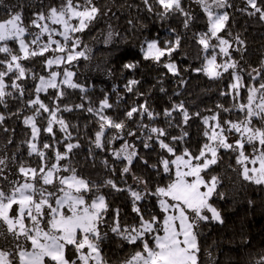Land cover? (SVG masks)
Segmentation results:
<instances>
[{
	"label": "snow or ice",
	"instance_id": "snow-or-ice-1",
	"mask_svg": "<svg viewBox=\"0 0 264 264\" xmlns=\"http://www.w3.org/2000/svg\"><path fill=\"white\" fill-rule=\"evenodd\" d=\"M241 3L139 0L127 5L146 13L167 33L164 38L159 32L143 35L147 23L127 21L142 34V59L162 67L163 76L178 79L169 106L159 111L149 103L151 93L139 90L138 79H128L123 94L114 86L115 102L108 92L93 102L87 95L89 86L79 81V62L90 59L83 34L101 17L118 18L115 0L111 6H101L98 0L35 4L17 0L7 7L0 18V131L11 135L0 148V264H110L103 250L109 233L119 239L118 247L134 248L119 264H202V224L224 223L212 203L214 197L225 195L219 191L221 176L212 171L222 154L234 159L235 167L228 168L242 181L264 187V55L257 66L242 63L247 41L230 27L235 12L264 23V0ZM27 8L35 10L26 20ZM173 19L180 20L182 31L169 23ZM201 19L204 29L193 30ZM108 27L106 44L120 35ZM186 38L197 46L198 67L182 69L174 58L177 54L188 58L182 51ZM139 63L128 62L123 68L135 70ZM189 71L214 81L227 77L219 95L229 98L230 105L217 102L204 115L200 110L190 112L183 99L173 100L181 95L179 88L187 86L183 73ZM157 83L167 94L163 79ZM72 91L81 94L80 103L64 102ZM128 95L134 97L130 104ZM77 110L93 118L87 157L93 168L98 152L104 153L99 160L103 174L98 172L95 178L82 175L73 161L75 150L81 148L79 129L63 113ZM196 118L203 142L193 150L186 129ZM10 119L27 130L19 144L15 129L6 126ZM172 129L179 132L173 134ZM43 134L49 139L42 140ZM11 145H16L15 151H9ZM21 148L35 161L25 159ZM141 148L159 149L157 162L149 165ZM136 161L154 169L161 181L150 186L135 173ZM103 189L127 193L135 223L123 221L121 210L111 207ZM149 198L156 199L159 213L142 207ZM207 255L212 259L210 251ZM250 264H264V249L255 252Z\"/></svg>",
	"mask_w": 264,
	"mask_h": 264
},
{
	"label": "trees",
	"instance_id": "trees-1",
	"mask_svg": "<svg viewBox=\"0 0 264 264\" xmlns=\"http://www.w3.org/2000/svg\"><path fill=\"white\" fill-rule=\"evenodd\" d=\"M24 2L35 4L37 0H24ZM59 0H45V3H58ZM101 6L113 4V0H98ZM17 3V0H3L0 3V18H4L7 14V7ZM237 6H242L241 0H233ZM116 14L118 18L111 16L101 17L91 28L83 34V41L88 45L90 51L88 55L90 59L81 60L77 71L79 73V81L89 86L87 95L93 102L101 99L105 92L111 93L113 102L116 100V93L112 92L113 87H117L118 91L123 94V85L128 79H138L141 81L139 90L145 93L150 92L149 103L157 110L168 107L170 104L169 97L178 89V79L171 75L163 76L165 70L153 64L150 61L142 59L140 52V43L142 34L128 25V19H142L149 27L144 30L143 35L154 36L157 32L161 38L167 36V33L160 23L154 19H149L143 11H137L135 7L128 8V4H139V0H115ZM196 6L193 5V8ZM34 8L25 10L26 20L30 18ZM198 11V9H197ZM174 27L182 31L179 19L169 21ZM109 25L112 30L119 32V36L113 37L109 43L104 42V38L109 31ZM232 32H239L247 41L248 51L245 54L242 63L257 66L264 55V23H260L255 18H249L239 12L234 13L233 21L230 24ZM204 23L201 19L196 22L193 30H203ZM190 35V34H189ZM196 45L188 38L184 41L183 52L188 53V58L184 59L183 55L177 54L174 58L183 69L188 65L198 67L200 61L194 59ZM235 58L239 59V53H233ZM139 61V67L135 70H126L123 65L128 62ZM40 67L39 62L35 65ZM185 79L188 80L187 86L179 88L181 95L172 97L173 100H185L186 106L190 112L197 110L202 111L204 115H208V108H215L217 102L224 103L229 106L231 101L227 97H221L219 92L228 83L227 77L224 80L214 81L206 76L194 74L191 71L183 73ZM163 79V86L167 89V94L159 91L160 85L157 83L159 79ZM80 93L78 91L70 92L64 101L65 103H80ZM46 99V98H45ZM134 97L128 95L127 103H131ZM47 102V99H46ZM124 102H121V109ZM0 111H3L0 108ZM113 114V113H109ZM67 121L72 125L78 126L81 148L75 150L76 155L73 158L75 166L82 175H92L95 178L96 173L103 174L99 166V160L104 153L97 154L96 168H93L92 162L88 159V136L94 130V124L91 123L90 114L82 111H73L63 113ZM227 118L228 114H224ZM177 119H179L177 117ZM160 123H163L161 120ZM85 125H88L87 129ZM6 126L15 129L16 144L26 137L27 130L22 123L16 119L7 121ZM189 132L188 146L195 150L202 142L200 135L202 127L198 118L189 122L186 129ZM173 134H177L179 129H172ZM11 133L0 131V148L3 147L5 137ZM57 135L60 136L59 132ZM73 135H77V131L73 130ZM41 139H49L47 134H43ZM16 145L9 146V151H15ZM21 152L25 159L35 161V157L28 158L26 149L21 148ZM151 149L141 148V154L146 157L149 165L157 162V153ZM223 160L212 169L214 174L221 176V186L219 191L223 192L224 198L214 197L212 203L221 212L224 223L209 222L201 226V246L202 264H250L251 257L255 252L264 249V187L256 186L242 181L239 175L228 168L231 164L235 167L234 159H230L229 154H222ZM134 171L137 175L144 176L148 179L150 186H155L161 181V177L157 176L156 171L151 167L145 166L139 161L134 163ZM167 182V178H163ZM132 183L131 178L128 181ZM112 208L121 210V217L128 224L135 223L136 215L131 211V201L127 193H117L111 189H103ZM143 208L149 212L159 213L157 201L155 198H149L141 202ZM111 215V213H110ZM109 240L105 241L103 250L110 264H119L129 256L133 251V246L124 244L118 247L120 241L113 234L109 233ZM212 253V259H209L207 253Z\"/></svg>",
	"mask_w": 264,
	"mask_h": 264
}]
</instances>
